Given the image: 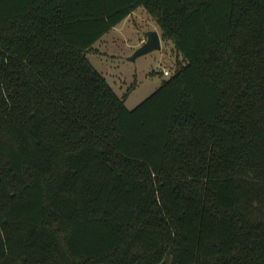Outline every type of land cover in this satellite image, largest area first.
Returning <instances> with one entry per match:
<instances>
[{"label": "trees", "instance_id": "1", "mask_svg": "<svg viewBox=\"0 0 264 264\" xmlns=\"http://www.w3.org/2000/svg\"><path fill=\"white\" fill-rule=\"evenodd\" d=\"M141 7L129 110L87 55ZM0 264H264V0H0Z\"/></svg>", "mask_w": 264, "mask_h": 264}, {"label": "rangeland", "instance_id": "2", "mask_svg": "<svg viewBox=\"0 0 264 264\" xmlns=\"http://www.w3.org/2000/svg\"><path fill=\"white\" fill-rule=\"evenodd\" d=\"M139 11L127 24L131 29H127L126 33H132L136 37L132 42H127L125 36H119L117 31H113L111 34L107 33L94 45L93 48L98 54L87 55L90 63L107 79L119 97L122 98L136 83V87L126 100L129 110H134L158 90L163 82L171 77L166 76L164 72L166 70L175 72L181 62L173 44L165 43L162 49L142 54L132 60L138 51L135 48L139 43L136 42L137 36L138 39L143 38L149 28L160 31L158 24L154 23L145 8L141 7Z\"/></svg>", "mask_w": 264, "mask_h": 264}, {"label": "crops", "instance_id": "3", "mask_svg": "<svg viewBox=\"0 0 264 264\" xmlns=\"http://www.w3.org/2000/svg\"><path fill=\"white\" fill-rule=\"evenodd\" d=\"M139 9L140 8H138L131 16H129L122 24H120L119 26H117V27H115L114 29H112L110 32H109V34H111L113 31H117L118 32V35L119 36H125L126 37V41L127 42H132V40L134 39V38H136L135 36H134V34H127L126 33V30L127 29H131V27H129V25H127L128 24V22L132 19V18H134L135 16H137V13H138V11H139ZM140 12V11H139ZM142 14H145V13H142ZM155 23V22H154ZM150 31H154V32H157L159 35H160V37H161V44H162V46H163V44L165 43V44H171V43H169V42H165V41H163V39H162V33H161V30L159 31V30H157V29H150L149 28V30H146L145 31V34L146 33H148V32H150ZM115 41V39L113 40V42ZM146 41H147V36H144L143 38H139L138 39V36H137V40H136V42L138 43L137 45H136V49H139V48H141L145 43H146ZM162 49V48H161ZM109 75H111L110 73H109ZM110 82V81H109ZM116 82V81H115ZM110 84V83H109Z\"/></svg>", "mask_w": 264, "mask_h": 264}, {"label": "water", "instance_id": "4", "mask_svg": "<svg viewBox=\"0 0 264 264\" xmlns=\"http://www.w3.org/2000/svg\"><path fill=\"white\" fill-rule=\"evenodd\" d=\"M146 36H147L146 43L141 48L138 49L136 54L133 56L132 60H135L142 54L162 48L161 37L157 32L150 31L146 33Z\"/></svg>", "mask_w": 264, "mask_h": 264}, {"label": "built area", "instance_id": "5", "mask_svg": "<svg viewBox=\"0 0 264 264\" xmlns=\"http://www.w3.org/2000/svg\"><path fill=\"white\" fill-rule=\"evenodd\" d=\"M164 74H165L166 76H172V75L174 74V72H171V71H169V70H166V71L164 72Z\"/></svg>", "mask_w": 264, "mask_h": 264}]
</instances>
